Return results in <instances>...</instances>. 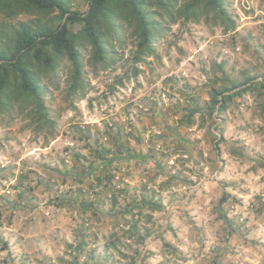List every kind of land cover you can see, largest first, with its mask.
<instances>
[{
	"label": "rangeland",
	"instance_id": "obj_1",
	"mask_svg": "<svg viewBox=\"0 0 264 264\" xmlns=\"http://www.w3.org/2000/svg\"><path fill=\"white\" fill-rule=\"evenodd\" d=\"M224 1L234 31L167 22L138 64L127 36L83 96L65 62L53 125L0 116V264H264V87L211 101L264 80V0ZM31 23L60 18L0 8V49Z\"/></svg>",
	"mask_w": 264,
	"mask_h": 264
},
{
	"label": "trees",
	"instance_id": "obj_2",
	"mask_svg": "<svg viewBox=\"0 0 264 264\" xmlns=\"http://www.w3.org/2000/svg\"><path fill=\"white\" fill-rule=\"evenodd\" d=\"M84 12L72 11L69 0H0V8L10 10L30 8L39 15L58 13L60 23L55 29L41 28L35 23L23 24L11 40V47L0 49V116L11 115L16 109L26 114L39 128L54 124L51 108L45 102L48 89L58 82L65 62L71 66L69 95L85 94V67L92 71L111 68L122 58L127 36L135 50L133 64L156 56V40L168 29L167 22L197 23L211 21L234 31L236 23L224 0H84ZM79 25L72 32V27ZM87 60L85 61L86 54ZM135 73L139 71L134 67ZM231 94L224 90L212 92L215 108L225 110L227 101L256 85L264 87V80L247 81ZM218 106V107H217ZM16 108V109H15ZM85 207L86 204H80Z\"/></svg>",
	"mask_w": 264,
	"mask_h": 264
}]
</instances>
